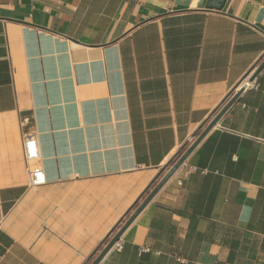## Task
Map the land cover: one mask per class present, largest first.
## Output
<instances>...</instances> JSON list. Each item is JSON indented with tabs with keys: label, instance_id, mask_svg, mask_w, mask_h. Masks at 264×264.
Returning <instances> with one entry per match:
<instances>
[{
	"label": "crops",
	"instance_id": "obj_1",
	"mask_svg": "<svg viewBox=\"0 0 264 264\" xmlns=\"http://www.w3.org/2000/svg\"><path fill=\"white\" fill-rule=\"evenodd\" d=\"M222 1L0 0V264H92L244 84L98 264H264V0Z\"/></svg>",
	"mask_w": 264,
	"mask_h": 264
},
{
	"label": "water",
	"instance_id": "obj_2",
	"mask_svg": "<svg viewBox=\"0 0 264 264\" xmlns=\"http://www.w3.org/2000/svg\"><path fill=\"white\" fill-rule=\"evenodd\" d=\"M222 0H195L194 5H199L200 7H205V9H215L221 10ZM264 68V62L257 68L256 72L253 74L251 78H254L262 69ZM241 91V90H240ZM240 92L235 94L229 100V102L222 108L219 112L215 120L207 127L203 132L197 137L194 143L185 151V153L179 158V160L174 164V166L169 170V172L162 178V180L157 184L154 190L149 194V196L144 200V202L139 206L136 212L129 218L126 224L115 234V236L111 239V241L106 245V247L102 250V252L95 258L92 264H98L100 260L104 257V255L112 248V246L118 241L121 233L125 230V228L130 224V222L136 217V215L145 207V205L151 200L154 194L162 187V185L171 177V175L178 169V167L184 162L190 152L195 148V146L201 141V139L206 135V133L211 129L214 123L224 114V112L230 107L232 103H234L238 97Z\"/></svg>",
	"mask_w": 264,
	"mask_h": 264
},
{
	"label": "built area",
	"instance_id": "obj_3",
	"mask_svg": "<svg viewBox=\"0 0 264 264\" xmlns=\"http://www.w3.org/2000/svg\"><path fill=\"white\" fill-rule=\"evenodd\" d=\"M248 85L249 84H246V86L245 84L241 85L233 92L232 97L238 91L246 89ZM21 147L27 176V187L37 188L43 186L46 183V180L42 169L37 165L40 154L36 137L34 135L24 136L21 140Z\"/></svg>",
	"mask_w": 264,
	"mask_h": 264
}]
</instances>
